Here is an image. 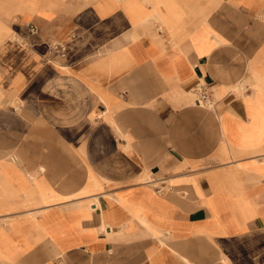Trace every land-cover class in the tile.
Returning a JSON list of instances; mask_svg holds the SVG:
<instances>
[{"label":"crops","instance_id":"0c3cea01","mask_svg":"<svg viewBox=\"0 0 264 264\" xmlns=\"http://www.w3.org/2000/svg\"><path fill=\"white\" fill-rule=\"evenodd\" d=\"M0 264H264V0H0Z\"/></svg>","mask_w":264,"mask_h":264},{"label":"built area","instance_id":"2783aa9c","mask_svg":"<svg viewBox=\"0 0 264 264\" xmlns=\"http://www.w3.org/2000/svg\"><path fill=\"white\" fill-rule=\"evenodd\" d=\"M32 30L36 31V28L33 27ZM74 36L75 34H71V37ZM48 52L50 55L66 58L68 53V43L66 41L50 42ZM193 92L203 104L208 105L211 103V93L206 83H196L193 87Z\"/></svg>","mask_w":264,"mask_h":264}]
</instances>
